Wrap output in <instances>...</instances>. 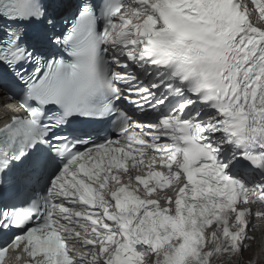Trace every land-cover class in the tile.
<instances>
[{
  "label": "snow or ice",
  "instance_id": "snow-or-ice-1",
  "mask_svg": "<svg viewBox=\"0 0 264 264\" xmlns=\"http://www.w3.org/2000/svg\"><path fill=\"white\" fill-rule=\"evenodd\" d=\"M0 264H254L264 0H0Z\"/></svg>",
  "mask_w": 264,
  "mask_h": 264
},
{
  "label": "bare ground",
  "instance_id": "bare-ground-1",
  "mask_svg": "<svg viewBox=\"0 0 264 264\" xmlns=\"http://www.w3.org/2000/svg\"><path fill=\"white\" fill-rule=\"evenodd\" d=\"M257 224L258 228L253 232V235L256 237V250L254 257L259 261L260 259L264 258V241L262 240L264 238V222L258 221Z\"/></svg>",
  "mask_w": 264,
  "mask_h": 264
},
{
  "label": "rangeland",
  "instance_id": "rangeland-1",
  "mask_svg": "<svg viewBox=\"0 0 264 264\" xmlns=\"http://www.w3.org/2000/svg\"><path fill=\"white\" fill-rule=\"evenodd\" d=\"M256 250L255 241L252 242L251 250L245 253V261H253L254 264H264V258L260 259L259 261L254 257ZM250 252V253H249Z\"/></svg>",
  "mask_w": 264,
  "mask_h": 264
}]
</instances>
